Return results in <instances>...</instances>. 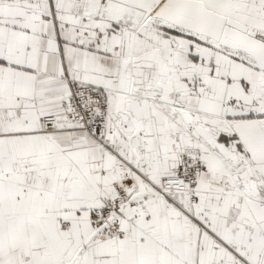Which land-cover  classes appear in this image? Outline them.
<instances>
[{
  "label": "snow or ice",
  "instance_id": "obj_1",
  "mask_svg": "<svg viewBox=\"0 0 264 264\" xmlns=\"http://www.w3.org/2000/svg\"><path fill=\"white\" fill-rule=\"evenodd\" d=\"M0 264H264V0H0Z\"/></svg>",
  "mask_w": 264,
  "mask_h": 264
}]
</instances>
